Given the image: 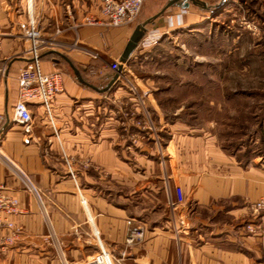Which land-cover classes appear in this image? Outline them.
Segmentation results:
<instances>
[{
    "label": "crops",
    "instance_id": "crops-1",
    "mask_svg": "<svg viewBox=\"0 0 264 264\" xmlns=\"http://www.w3.org/2000/svg\"><path fill=\"white\" fill-rule=\"evenodd\" d=\"M166 2L147 0L143 19L110 27L83 24L85 17L101 19L98 0H0L4 53H21L26 43L15 36L17 26L32 16L45 36L62 44L53 51L67 56L95 88L80 83L57 55L44 56L42 71L61 73L62 90L51 103L52 123L40 102L28 103L26 133L16 123L4 131L18 98L21 54L0 81V182L22 209L15 218L21 235L3 253V264H59L57 243L72 264H81L97 253V234L122 264H264V240L245 228L253 219L250 203L264 197V169L239 166L210 139L164 130L168 170L174 167L181 183L185 176L192 179L183 231L178 213L167 205L166 184L173 197V182L159 167L155 142L133 127V119L144 120L151 111L165 128L158 106L112 102L127 97L117 82L102 91L111 73L107 64L118 60L135 26ZM194 9L172 7L152 27L192 25L198 21ZM153 32L148 29L140 42ZM17 171L41 190L43 206L23 190ZM132 226L142 228L144 239L126 247Z\"/></svg>",
    "mask_w": 264,
    "mask_h": 264
},
{
    "label": "rangeland",
    "instance_id": "rangeland-1",
    "mask_svg": "<svg viewBox=\"0 0 264 264\" xmlns=\"http://www.w3.org/2000/svg\"><path fill=\"white\" fill-rule=\"evenodd\" d=\"M201 1L215 7L202 10L191 5L198 19L192 25L148 26L155 29L154 39L149 45L138 43L127 63L128 82L120 85L127 97L112 100L156 103L166 127L151 111L147 117L159 139L153 140L159 167L170 181L179 176L174 167L168 170L164 130L210 139L239 166L264 169V0ZM28 47L27 42L17 56L2 49L4 78ZM1 161L2 156V167Z\"/></svg>",
    "mask_w": 264,
    "mask_h": 264
},
{
    "label": "built area",
    "instance_id": "built-area-1",
    "mask_svg": "<svg viewBox=\"0 0 264 264\" xmlns=\"http://www.w3.org/2000/svg\"><path fill=\"white\" fill-rule=\"evenodd\" d=\"M99 14L101 19L92 16L85 17L84 25H106L110 27H121L135 23L141 13L145 0H98ZM78 26H74L76 31ZM55 33H59L56 30ZM154 33V32H153ZM153 34L145 37L141 44L149 45L154 37ZM15 36L24 42L29 43V47L24 49L22 66L17 71L18 98L14 104L10 120L23 127L24 131H30L31 111L29 102H40L45 108L46 114L51 123V103L55 96L62 90V75L59 72L46 74L41 69L40 57L43 53L61 47V43L55 41L53 36H45L37 27L32 16L26 22L18 24ZM5 35L0 33V81L5 77L7 67L1 63V52ZM109 72L117 74V83L122 84L127 81L126 74L129 72L128 66L124 65L120 70L118 60H112L107 64ZM143 105V102H141ZM133 127L139 132L145 133L158 143L157 132L150 119L145 116L144 120L133 119ZM136 141V134L133 135ZM73 178L74 172L69 168ZM17 175L21 180L23 190L32 194L43 206L42 192L34 186L29 178L20 171ZM166 181H169L166 179ZM173 197L170 196L169 186L166 184L167 205L176 210L179 215L180 226L183 231L188 230L187 225V198L192 192V179L187 176L181 183L176 174L172 177ZM84 203V200H82ZM44 209V207H43ZM252 221L245 225L248 232L264 240V198H260L250 203ZM22 213L19 200L10 193L8 187L0 182V264L3 253L12 247L21 235L20 228L15 223V218ZM144 239L141 227L132 226L129 228L124 244L126 247L140 243ZM98 251L90 259L81 264H122V256L116 257L107 251L97 237ZM56 252L59 264H72L62 250L61 244L57 243Z\"/></svg>",
    "mask_w": 264,
    "mask_h": 264
},
{
    "label": "water",
    "instance_id": "water-1",
    "mask_svg": "<svg viewBox=\"0 0 264 264\" xmlns=\"http://www.w3.org/2000/svg\"><path fill=\"white\" fill-rule=\"evenodd\" d=\"M190 5L197 6L198 8H200L202 10H210L211 7H215V6H209L208 4H206L205 2H203L201 0H167V2L161 7V9L156 14H154L153 16L141 21L140 23H138L135 26L134 30L132 31V33H131L128 41H127V44H126L122 54L118 58V62H119L118 70H120L124 65H127L131 55L133 54V52L137 48L138 43L140 42V40L143 38V36L147 32L149 25H151L157 18H159L168 9H170L172 7L176 6V7H179L181 9H187V8H189ZM221 6H222V3L216 4V8H219ZM50 55H57L62 60H64L69 65V67L73 70L77 80L80 83L85 84L86 86H89V87L95 89L91 84H89V83L85 82V80H83L79 71L74 67V65L71 63L70 59L67 56H65L59 52L50 50V51L46 52V54L41 56L40 59H42L44 56L47 57ZM56 61L58 62V60H56ZM82 70H84V69H82ZM105 79L107 81V84L103 88V90H102L103 92L109 90L117 82V74L116 73H110V75L105 77L104 80ZM6 119L7 120H6V125L4 126V131L8 130V128L12 124H15L14 121H10L9 117H7Z\"/></svg>",
    "mask_w": 264,
    "mask_h": 264
},
{
    "label": "trees",
    "instance_id": "trees-1",
    "mask_svg": "<svg viewBox=\"0 0 264 264\" xmlns=\"http://www.w3.org/2000/svg\"><path fill=\"white\" fill-rule=\"evenodd\" d=\"M50 56H53V55H50ZM50 56H47V57H50Z\"/></svg>",
    "mask_w": 264,
    "mask_h": 264
},
{
    "label": "bare ground",
    "instance_id": "bare-ground-1",
    "mask_svg": "<svg viewBox=\"0 0 264 264\" xmlns=\"http://www.w3.org/2000/svg\"><path fill=\"white\" fill-rule=\"evenodd\" d=\"M98 235V234H97Z\"/></svg>",
    "mask_w": 264,
    "mask_h": 264
}]
</instances>
